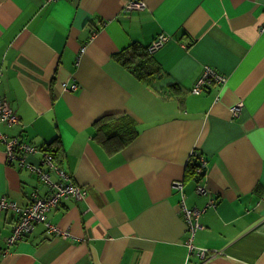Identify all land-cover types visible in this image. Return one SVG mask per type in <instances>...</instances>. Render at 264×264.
Wrapping results in <instances>:
<instances>
[{
    "label": "crops",
    "instance_id": "obj_1",
    "mask_svg": "<svg viewBox=\"0 0 264 264\" xmlns=\"http://www.w3.org/2000/svg\"><path fill=\"white\" fill-rule=\"evenodd\" d=\"M130 1L0 0V94L20 119L0 131L37 149L12 158L0 141V197L24 207L48 195L33 171L48 150L86 190L48 214L68 238L39 224L8 247L18 215L1 211L0 264H264V0ZM161 35V77L140 80L117 60ZM206 66L227 82L195 95ZM124 116L137 136L113 153L96 125ZM194 153L207 162L199 181L187 177ZM214 199L194 239L202 258L182 205Z\"/></svg>",
    "mask_w": 264,
    "mask_h": 264
},
{
    "label": "built area",
    "instance_id": "obj_2",
    "mask_svg": "<svg viewBox=\"0 0 264 264\" xmlns=\"http://www.w3.org/2000/svg\"><path fill=\"white\" fill-rule=\"evenodd\" d=\"M144 7L145 3L142 0H132L127 5V9L129 11L142 10ZM169 39L170 38L168 36L161 35L150 46H148L149 52L155 53L166 42H168ZM226 82V76L222 75L214 68L206 66L202 75L198 78L194 87L192 88V93L195 95H200L206 90L208 86H224ZM72 88L76 89V86H73ZM243 106V103H239L231 107L230 110L234 118L240 117ZM19 122L20 119L18 115L12 110L8 101L5 100L0 94V126L2 124L15 125ZM0 141H3L7 144L9 148V154L12 158H14V151H22L21 149L29 152L30 154L37 152L36 147L24 146L16 139L6 138L2 135L1 131ZM18 147H20V149ZM21 157L23 156H20V158ZM193 157L199 163L198 173L203 174L207 167L205 158H203L199 153H194ZM42 164L46 167V169L43 170L41 168H33V171L37 172L40 175L42 182L48 186V195L41 196L34 192L31 196L30 203L24 207H20L17 204L9 202L5 198L0 197V212L11 210L18 215V221L14 227V230L7 239L8 247L15 245L21 240L30 236L34 232L36 226L39 224L45 225L48 233L52 236L56 235L64 238L70 237V233L68 231H63L49 221L48 214L65 199L82 200L86 196V190L70 180L68 173L63 168L56 165L54 155L50 152L44 153ZM53 173L58 176L57 180L52 179ZM197 191L199 194L208 192L207 188L201 184L198 185ZM214 204H216L215 199L210 201V203L204 208L189 209L185 206V204L182 205L183 213L185 218L188 220V230L190 232V237L188 240L189 248L192 251H197L198 254L202 256V258L205 257L207 249L196 247L194 244V239L196 232L201 228L200 220L203 214L207 211L209 206Z\"/></svg>",
    "mask_w": 264,
    "mask_h": 264
},
{
    "label": "trees",
    "instance_id": "obj_3",
    "mask_svg": "<svg viewBox=\"0 0 264 264\" xmlns=\"http://www.w3.org/2000/svg\"><path fill=\"white\" fill-rule=\"evenodd\" d=\"M117 60L122 63L131 73L140 80H150L161 77V69L153 59V53H150L148 47L132 44L117 55ZM174 86H170L173 89ZM96 137L99 138L107 148L113 152H119L127 147L137 136V129L134 120L128 116L119 117L113 122H107L104 119L98 121L96 125ZM54 156L53 150H48ZM56 159V158H55ZM199 163L193 157L188 165L187 177L199 181L205 176L198 173Z\"/></svg>",
    "mask_w": 264,
    "mask_h": 264
}]
</instances>
